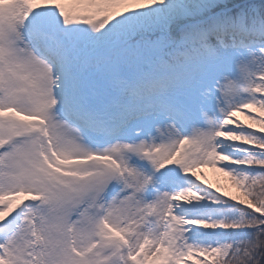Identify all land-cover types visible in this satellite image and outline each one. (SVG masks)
Instances as JSON below:
<instances>
[{"label":"snow or ice","instance_id":"snow-or-ice-1","mask_svg":"<svg viewBox=\"0 0 264 264\" xmlns=\"http://www.w3.org/2000/svg\"><path fill=\"white\" fill-rule=\"evenodd\" d=\"M0 264H264V0H0Z\"/></svg>","mask_w":264,"mask_h":264},{"label":"rangeland","instance_id":"rangeland-1","mask_svg":"<svg viewBox=\"0 0 264 264\" xmlns=\"http://www.w3.org/2000/svg\"><path fill=\"white\" fill-rule=\"evenodd\" d=\"M241 119H243V117H241ZM205 173L207 174V178L209 182L212 183H216L217 180H219L221 183H223L227 190L230 191L233 194L239 195V193L237 192V190L235 188H233L227 181V178L222 177L220 174L215 173L213 170L211 169H205L204 170Z\"/></svg>","mask_w":264,"mask_h":264}]
</instances>
